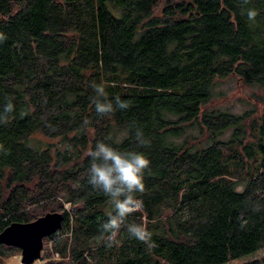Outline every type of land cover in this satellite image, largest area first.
Masks as SVG:
<instances>
[{"label":"trees","instance_id":"trees-1","mask_svg":"<svg viewBox=\"0 0 264 264\" xmlns=\"http://www.w3.org/2000/svg\"><path fill=\"white\" fill-rule=\"evenodd\" d=\"M0 35V113L14 105L0 123V232L63 211L45 238L59 257L43 264H222L264 248V110L212 106L229 77L264 103V0H0ZM93 83L129 108L98 116ZM98 141L150 161L143 206L111 247L100 225L115 210L87 182ZM18 250L0 244V264Z\"/></svg>","mask_w":264,"mask_h":264},{"label":"clouds","instance_id":"clouds-1","mask_svg":"<svg viewBox=\"0 0 264 264\" xmlns=\"http://www.w3.org/2000/svg\"><path fill=\"white\" fill-rule=\"evenodd\" d=\"M240 2L242 5H248L251 0H240ZM246 15L249 21H255L258 12L254 8H247ZM2 39L4 37L0 35V40ZM91 87L95 93L92 103L98 116L106 117L117 109L129 108V103L122 101L119 96L115 97L114 106L113 102L107 99L102 84L93 83ZM13 111V103L7 102L0 113V123H6ZM85 123L88 122L85 121ZM135 139L140 146H146L149 143L140 129H137ZM0 149H3L2 145ZM88 156L90 163L87 169V182L93 190L103 193L115 210V214H110L108 220L100 225L102 233L107 234L104 237L107 246L111 247L127 218L140 211L143 206L137 194L145 191V172L150 168V161L142 152H121L103 141H98L94 149L88 152ZM127 232L130 237L152 246L151 234L143 225L128 224Z\"/></svg>","mask_w":264,"mask_h":264},{"label":"water","instance_id":"water-1","mask_svg":"<svg viewBox=\"0 0 264 264\" xmlns=\"http://www.w3.org/2000/svg\"><path fill=\"white\" fill-rule=\"evenodd\" d=\"M64 214L48 211L30 222H12L0 232V244L21 250V263L33 264L42 257L44 239L63 228Z\"/></svg>","mask_w":264,"mask_h":264},{"label":"rangeland","instance_id":"rangeland-1","mask_svg":"<svg viewBox=\"0 0 264 264\" xmlns=\"http://www.w3.org/2000/svg\"><path fill=\"white\" fill-rule=\"evenodd\" d=\"M238 82V84H237ZM234 83L233 88L230 90V92L228 93V96L223 97L220 100H215L212 103L213 105H223V106H227L228 102H232L237 99V98H243V99H250V101L255 105V107H257L258 112H260L261 110H264V103L260 100L257 99L256 97H250V95L253 93V89L252 87H249L246 84H243L241 82H239L238 80L235 81L234 78L229 77L227 79V83L224 85L225 87H228L230 84ZM262 93V92H259ZM245 102V101H244ZM246 104H244L243 107H241V105L235 106V109L238 110H243V108L245 107ZM247 106V105H246ZM241 189H243V187H241ZM65 207L68 209L69 208V204H65ZM59 212H63V211H59ZM70 232L64 233L63 235H70ZM44 243V247L42 250V257L35 261L33 264H43L46 261H43L44 258L47 257L48 259H58L59 255L58 253L55 252L54 248H53V244L54 242L52 240H45L43 241ZM264 256V248H261L259 251H257L254 255L252 256H246L243 258H239V259H232L229 260L225 263L222 264H239L242 262H245L249 259L252 258H261ZM4 263L5 264H22L21 263V250L16 251L12 256L8 257V258H4Z\"/></svg>","mask_w":264,"mask_h":264}]
</instances>
